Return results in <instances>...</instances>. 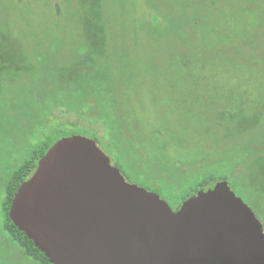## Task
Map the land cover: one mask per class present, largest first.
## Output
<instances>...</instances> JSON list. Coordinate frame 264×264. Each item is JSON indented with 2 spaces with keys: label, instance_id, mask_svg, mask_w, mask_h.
Wrapping results in <instances>:
<instances>
[{
  "label": "trees",
  "instance_id": "16d2710c",
  "mask_svg": "<svg viewBox=\"0 0 264 264\" xmlns=\"http://www.w3.org/2000/svg\"><path fill=\"white\" fill-rule=\"evenodd\" d=\"M106 1L76 0L72 30L79 34L78 48L62 61L40 56L39 53L33 54L30 46L7 18H0V95L17 89L24 110V120L30 122V127L31 123L43 122L46 113L52 114L54 108L102 121L105 133L113 143L110 147L115 157L119 160L129 158L143 177L161 178L170 182L168 179L174 173L167 171L177 165L167 161L164 151L172 137L161 134V130L152 124L149 132L142 131L145 123L138 112L141 106L138 97L149 89V84L144 77L127 72L119 57L114 47L115 40L119 41L110 24ZM178 1L184 5L185 13L192 8L190 19L182 24V30L188 31L189 38L184 40V44L190 47V53L187 55L182 49L176 50L180 60L162 63L161 69L154 76L155 83L150 84V87L159 88L161 96L166 99L169 112L187 114L191 121L186 118L184 124L206 123L210 119L216 127H227V136L238 131L248 132L260 121L259 117L264 116V102L259 98L252 99L247 89L239 94L234 103L222 102L224 99H217L218 85L214 83V77L220 73L221 68H235L236 60L245 56L240 47L234 46L236 33L233 30L236 23L238 26L239 17L235 16V11L229 12L227 17L234 24L229 22L226 29H221L222 12L218 7L221 1L226 0ZM256 6L260 13L258 25H264V7L258 3ZM224 17L226 18V14ZM38 45L36 37L35 48ZM251 59L253 61L249 64L241 62L242 71H239L245 75H240L243 79L252 80L254 69L261 67L264 61L256 53L251 54ZM36 64H40L39 67ZM236 72L238 69L235 68L232 77L237 76ZM244 83L249 84L247 80ZM66 92L67 97L61 98ZM24 127L27 125L24 124ZM205 133L203 131L196 135L202 137ZM95 136L100 142L101 139L96 134ZM161 136L165 138L162 139ZM62 137L54 141H43L17 168H4L0 172V193L4 194V229L11 239L3 238L0 241V264L7 261L14 263L16 257L29 264H51L33 240L13 223L9 217V209L21 183L33 174L39 159ZM29 138L26 136L25 140ZM258 139L261 142L249 148L250 159L244 174L252 182H258L259 178L262 182L261 191L264 192V137ZM203 143L208 147L206 141ZM7 154L9 153L2 152L0 157ZM212 165L213 161L202 167L196 175L183 177L189 183H184V188L181 189V203L176 210L183 201L199 190L211 188L216 182L227 180L228 176L234 177L236 174L230 170L220 173ZM243 185H247L246 181H243ZM169 191L170 194L174 192L172 196L177 194L171 188Z\"/></svg>",
  "mask_w": 264,
  "mask_h": 264
},
{
  "label": "rangeland",
  "instance_id": "374dc122",
  "mask_svg": "<svg viewBox=\"0 0 264 264\" xmlns=\"http://www.w3.org/2000/svg\"><path fill=\"white\" fill-rule=\"evenodd\" d=\"M223 2L221 1L218 7L222 12L219 28L226 29L225 26L229 22L234 24L228 17L229 12L235 11L239 21L238 26L236 23L233 30L236 33L234 46L243 50L245 60L243 56L236 60L234 67L238 69L237 76L232 77L235 68L226 66L214 77V83L218 85L217 99H224L222 102L227 101L232 104L239 94L247 89L252 99L259 98L264 102V61L261 67L254 69L252 80L243 79L245 75L240 72L241 62L249 64L253 61L251 54L256 53L264 59V25H258L260 13L256 8L257 3L264 7V0ZM106 3L114 36L119 41L115 40L114 44L119 57L124 62L127 72L144 77L149 84V89L144 90V94L138 97L141 101L138 112L145 123L142 131L149 132L152 124L161 130V134L172 137L171 143L164 151L167 161L177 165L176 168L167 171L174 173L173 177L168 179L170 182L161 178L143 177L136 171L129 158L119 160L115 157V154L109 151L113 143L107 137L102 121L54 108L52 114L46 113L43 122L31 123V127L28 126L30 122L24 120V110L16 88L6 95H0V155L2 152L9 153L0 157V172H3L4 168L8 170L17 168L43 141H54L70 133L95 139L96 134L101 139L100 142L95 139L98 145L111 158L112 163L121 169L128 182L159 193L175 210L181 203L179 197L183 194L181 189L184 188V183L185 185L189 183L184 181L183 177L196 175L202 167L212 161V166L220 173L235 171L234 177L228 176L227 181L253 209L264 227L262 182L257 177L258 182H252L244 174L250 159L249 148L257 146L261 142L258 138L264 137V116H260V121L248 132L238 131L227 136V127L221 125L216 127L210 119L206 123L184 124L186 118L187 121H191L187 114L169 112L166 99L161 96L159 88L150 87V84L155 83L154 76L161 69L162 63L180 60L176 50L182 49L189 55L190 47L184 44V40L189 38L188 31L182 30V24L190 19L192 8L187 9L185 13L184 5L178 0H107ZM75 8L76 0H0V18H7L30 46L33 54L39 53L40 56L62 61L78 48L79 34L72 30V14ZM220 33L224 34L222 31ZM36 37L39 45L35 48ZM39 65L36 64L37 67ZM246 80L249 82L248 85L244 83ZM67 92L60 97L66 98ZM24 124L27 127H24ZM203 131L206 133L202 137L196 135ZM25 135L30 138L25 140ZM161 138L165 137L161 136ZM202 139L203 142H207L208 147H205ZM243 181H246V186L243 185ZM169 188L177 192L173 195L176 198L172 196L174 192L170 194ZM3 200L2 192L0 193V241L3 238L10 239L4 229ZM3 264L29 263L16 257L14 263L7 261Z\"/></svg>",
  "mask_w": 264,
  "mask_h": 264
},
{
  "label": "water",
  "instance_id": "95a60500",
  "mask_svg": "<svg viewBox=\"0 0 264 264\" xmlns=\"http://www.w3.org/2000/svg\"><path fill=\"white\" fill-rule=\"evenodd\" d=\"M9 217L51 264H264L263 224L227 180L173 210L80 134L39 159Z\"/></svg>",
  "mask_w": 264,
  "mask_h": 264
},
{
  "label": "flooded vegetation",
  "instance_id": "af4514ba",
  "mask_svg": "<svg viewBox=\"0 0 264 264\" xmlns=\"http://www.w3.org/2000/svg\"><path fill=\"white\" fill-rule=\"evenodd\" d=\"M101 148V147H100ZM110 149H111V147H110ZM109 150V149H108ZM112 154H114L113 153V151H112V149L111 150H109ZM115 156V155H114ZM110 158V157H109ZM110 160H111V158H110ZM111 162H112V160H111ZM113 164V163H112ZM114 165V164H113ZM116 166V165H115ZM119 168V167H118ZM120 169V168H119ZM121 170V169H120ZM122 172V171H121Z\"/></svg>",
  "mask_w": 264,
  "mask_h": 264
}]
</instances>
